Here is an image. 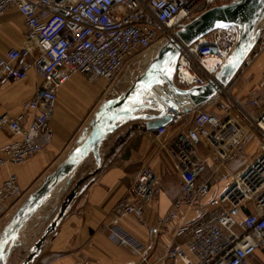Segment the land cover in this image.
Wrapping results in <instances>:
<instances>
[{"label": "built area", "instance_id": "obj_1", "mask_svg": "<svg viewBox=\"0 0 264 264\" xmlns=\"http://www.w3.org/2000/svg\"><path fill=\"white\" fill-rule=\"evenodd\" d=\"M234 1L240 0H0V20L16 10L24 26L22 44L0 54V92L8 79L25 82L32 72L42 79L21 113L0 116V130L14 138L0 150V168L22 164L45 149L51 140L48 122L58 93L72 76L111 83L133 56L159 49L206 10ZM236 42V28L227 25L183 47L175 84L181 88L207 84ZM245 62L251 64L250 56ZM237 74L210 102L175 115L167 126L178 128L166 153L179 176L180 194L158 220L157 228L176 224L183 208L196 210L195 219L175 229L176 237L191 230L189 240L169 252L182 264H247L264 247V94L244 99L234 96L231 90ZM253 144L255 155L242 170L233 171V162L248 155ZM208 156L214 159L211 167ZM222 170L230 178L228 186L204 204L211 182ZM160 178L150 165L137 174L105 226L112 242L143 254L144 244L124 230L120 219L134 215L143 223L146 206L160 194ZM23 194L17 175L6 178L0 185V217ZM210 209L218 214L203 224Z\"/></svg>", "mask_w": 264, "mask_h": 264}, {"label": "crops", "instance_id": "obj_2", "mask_svg": "<svg viewBox=\"0 0 264 264\" xmlns=\"http://www.w3.org/2000/svg\"><path fill=\"white\" fill-rule=\"evenodd\" d=\"M0 24V54H4L8 48L22 44L24 26L16 10L6 13ZM139 76L140 74L135 80ZM123 77L125 76L118 75L111 83L100 79L97 85H88L86 78L77 74L59 91L54 114L48 122L51 140L45 149L22 164H8L0 168V185L11 174H15L24 192L22 198L0 217V237L23 202L82 142L84 132L89 128L100 106L128 90L116 94ZM41 82L42 79L33 72L25 82L5 80L0 92V116L5 113L11 116L21 113L24 104L33 96ZM130 124L123 125L109 135L101 145V152L108 151L115 137ZM177 129L169 126L162 133L137 131L123 145L117 147L115 152L109 155L106 167L78 195L70 211L58 224L56 231L49 237L47 244L32 264H79L82 261L96 264H182L169 252L176 246L185 245L189 240L191 230L176 237L175 229L195 219L196 210L183 208L176 224L157 228L158 220L168 212L172 202L180 194L179 176L172 170L166 153V148L174 143ZM13 140L7 130H0V150ZM200 150L207 154L204 146H201ZM208 159L211 167L214 159L212 156H208ZM93 165V159L89 158L80 166L75 178L87 173ZM146 165L152 166L161 176L160 194L146 206L143 223L134 215L120 219V225L124 230L144 244L145 250L140 255L128 246L112 242L106 235L105 226L111 219L115 204L129 192L137 174ZM243 166L244 164L235 165L232 170H242ZM219 173L223 176L218 183L226 182V185L220 188L211 182V191L203 200L204 204L219 196L228 186L230 181L228 174L223 170L218 172V176ZM214 179H217V176ZM57 188L58 186L36 215L26 223V227L20 231L18 240L20 245L12 251L7 264H22L33 244L42 236L49 223L44 216L63 199V195L56 193ZM217 214L216 209H210L207 219L202 223H208ZM149 228L154 230L150 232ZM247 264H264V247L257 250Z\"/></svg>", "mask_w": 264, "mask_h": 264}, {"label": "water", "instance_id": "obj_3", "mask_svg": "<svg viewBox=\"0 0 264 264\" xmlns=\"http://www.w3.org/2000/svg\"><path fill=\"white\" fill-rule=\"evenodd\" d=\"M227 25L236 28L237 42L215 77L203 86L178 87L174 82V75L182 48ZM263 30L264 0H240L212 7L181 28L175 40L166 42L158 49L127 91L100 106L89 128L85 130L82 142L23 202L1 233L0 264H7L12 251L20 245V231L58 186L56 193L63 195V199L44 216L49 223L22 262L32 264L81 191L106 167L109 155L135 132H157L170 125L175 115L190 113L196 107L210 102L231 83L253 51ZM127 123H131L130 126L115 137L108 151L102 153L100 148L103 142ZM89 158L94 161L92 169L75 178L80 166Z\"/></svg>", "mask_w": 264, "mask_h": 264}, {"label": "rangeland", "instance_id": "obj_4", "mask_svg": "<svg viewBox=\"0 0 264 264\" xmlns=\"http://www.w3.org/2000/svg\"><path fill=\"white\" fill-rule=\"evenodd\" d=\"M156 49L152 48L148 51L141 52L129 60L127 66L119 74V76L125 77H123L122 83L118 85L116 94H121L124 90L129 89L135 78L148 66L149 60L156 54ZM249 56L252 60L251 64L248 65V62L243 64L242 68L237 74V83L231 90L234 96L241 99L251 96H261L264 94V30L259 41ZM99 81L101 80L96 79L94 81H88L87 84L97 85V82ZM255 145L256 144H253V146L250 147L247 153L248 155H241L237 157L231 167L240 164H247L256 153ZM222 176L223 175L219 173V176L217 175V179H214L212 184L223 188L226 185V182H222L221 184L218 183Z\"/></svg>", "mask_w": 264, "mask_h": 264}, {"label": "bare ground", "instance_id": "obj_5", "mask_svg": "<svg viewBox=\"0 0 264 264\" xmlns=\"http://www.w3.org/2000/svg\"><path fill=\"white\" fill-rule=\"evenodd\" d=\"M156 53H157V51H156ZM155 55H156V54H155ZM155 55H154V56H155ZM154 56H153V57H154ZM153 57L149 60V63L151 62V60L153 59ZM149 63H148V64H149ZM166 66H167V65H166ZM142 73H143V72H142Z\"/></svg>", "mask_w": 264, "mask_h": 264}]
</instances>
